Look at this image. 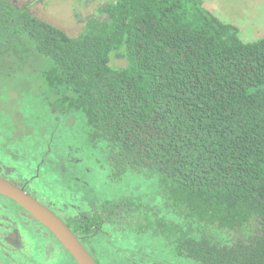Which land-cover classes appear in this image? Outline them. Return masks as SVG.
<instances>
[{"label": "trees", "instance_id": "obj_1", "mask_svg": "<svg viewBox=\"0 0 264 264\" xmlns=\"http://www.w3.org/2000/svg\"><path fill=\"white\" fill-rule=\"evenodd\" d=\"M239 31L204 0H105L76 35L0 0L1 144L32 138L27 118L52 142L76 121L111 182L152 178L89 199L70 220L86 243L112 228L138 259L264 264V36Z\"/></svg>", "mask_w": 264, "mask_h": 264}, {"label": "rangeland", "instance_id": "obj_2", "mask_svg": "<svg viewBox=\"0 0 264 264\" xmlns=\"http://www.w3.org/2000/svg\"><path fill=\"white\" fill-rule=\"evenodd\" d=\"M11 1L17 6H27L34 15L63 28L72 35L79 33L87 17L94 14L97 6L105 2V0ZM204 1L222 20L238 26L240 37L244 41H252L264 36V0ZM111 65L124 66L125 61L113 56ZM43 108L39 106L37 110L41 111ZM43 119L40 117L21 120L30 125H22L19 128L22 130H17L16 136L28 137L33 134L32 138L12 142L10 150L2 146L1 142L4 144L5 142L3 138L0 139V164L9 168L10 173L7 175L18 181L20 178L28 179L35 165L40 161L39 175L36 176L29 191L54 211L62 213L69 209L76 212L75 214L78 212L88 214V207L91 206L89 199L92 200L91 203L93 201L97 203L101 199H114L128 194L134 188L147 186L151 181L152 178L142 174L130 173L120 183L111 182L96 160L97 152L91 146L82 123L75 121L68 127L61 126L57 139L52 142L48 134H42L45 124ZM53 125L55 128L59 126L55 122ZM30 127L32 133L28 131ZM60 215L63 217L62 214ZM29 224L33 226V222L30 221ZM106 233H108L107 239L83 242L99 264H162L165 260L150 261L143 256L138 259L139 255H142L137 252L141 243L128 230L115 231L108 228ZM45 248L50 263L60 256L61 264L69 262L73 264L74 260L67 250L61 245L59 252L47 232H45ZM183 264L196 263L190 260Z\"/></svg>", "mask_w": 264, "mask_h": 264}, {"label": "flooded vegetation", "instance_id": "obj_3", "mask_svg": "<svg viewBox=\"0 0 264 264\" xmlns=\"http://www.w3.org/2000/svg\"><path fill=\"white\" fill-rule=\"evenodd\" d=\"M39 164L40 161L35 165V169H33L28 179L20 178L18 181L12 179L11 176L7 175L10 173L9 168H5L2 164H0V174L29 191V189H32L31 185L36 180V176L39 175ZM19 206L10 198L0 195V262L3 264H61L60 256L50 263L45 248V232L53 239L59 252L60 243L57 240L55 241V237L39 221ZM56 212L59 215L62 214V218L72 229L74 228L70 224L72 218L85 217L84 213L78 212V214H75L76 212L69 209L62 211V213ZM30 221L33 222V226L29 224ZM76 233L81 237L82 242L86 243L84 241L85 236L78 231Z\"/></svg>", "mask_w": 264, "mask_h": 264}, {"label": "water", "instance_id": "obj_4", "mask_svg": "<svg viewBox=\"0 0 264 264\" xmlns=\"http://www.w3.org/2000/svg\"><path fill=\"white\" fill-rule=\"evenodd\" d=\"M0 195L13 200L39 221L67 250L76 264H99L86 248L81 237L56 211L41 202L25 187L2 174H0Z\"/></svg>", "mask_w": 264, "mask_h": 264}]
</instances>
